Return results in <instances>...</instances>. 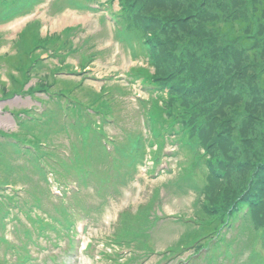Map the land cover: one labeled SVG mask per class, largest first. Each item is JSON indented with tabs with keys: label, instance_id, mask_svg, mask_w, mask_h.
<instances>
[{
	"label": "rangeland",
	"instance_id": "rangeland-1",
	"mask_svg": "<svg viewBox=\"0 0 264 264\" xmlns=\"http://www.w3.org/2000/svg\"><path fill=\"white\" fill-rule=\"evenodd\" d=\"M53 1L44 0L32 7L26 14L0 23V99H2L0 100V117L8 116L3 111L4 109L10 110L20 106H29L33 103L29 97L24 100L6 99L7 96L12 97L17 93H23L20 87L11 86L9 75L13 72L14 64L17 63V51L14 44L15 34L33 19H38L40 22L30 34L32 39L33 37L43 39L47 36L58 39L61 37L64 27L73 26L74 33L70 41L74 40L78 44L85 39L89 40L83 48L82 54L69 56L63 54V57L77 70L82 69L80 67L81 60H86V69L92 76L91 79H86L85 85L76 92L80 98L85 99L83 104L90 112L88 117L85 115L79 117L74 114L75 128L72 135L75 142L80 138L96 140L101 138L100 131H96L91 126L86 129L84 124L86 121L91 123L95 113L102 119L106 117L105 111L101 109V104L109 97L108 88L114 89L111 99L115 105L114 114L117 117L113 118L117 122L116 125L107 127L109 133L113 135L109 137L110 143L114 147H118V144L124 145L122 151L129 153L133 143L138 140L141 134L145 142H153L158 138L157 128L153 125L149 114L146 115L141 125L138 116V104L132 96L135 85L125 75L126 71L135 65L137 69L143 72L157 75L173 71L178 72L179 70L176 68L180 65L186 67V65L200 63L202 76L208 81L205 83L206 87L214 90L208 97L216 104L215 108L218 113L220 115L224 113L230 118L235 110L245 105L250 108L248 114H251V117H244L250 121L251 127H242L244 123L242 117L240 121L236 122V124L238 123L237 133L244 138L242 143L247 146L249 157V161L244 167L245 174L231 171L223 180H214L205 171L206 176L199 175L200 181L203 183V191L196 193L189 189L180 191L176 183L171 182L182 173L184 165L193 162L192 159H187L185 156L191 152L180 150L178 156L170 158L171 172L169 170L166 172V169H163L159 172L160 176L156 173L154 176L146 177V168L140 164L135 177L124 185L121 205L108 211L106 222L104 221L99 226H89L88 235L95 238L109 234L111 231L110 218L114 217L117 210L127 205L135 209L139 203L145 202L149 192H152V185L153 188H160L164 196L161 200L164 211L196 217H201L200 214L204 212L201 206L202 198L211 196L215 199V195L219 194L222 187L232 188L233 194V189L238 193L242 192L241 189L246 187V184L252 179L251 176L257 164L255 163L257 159L254 160L251 156L259 153L258 158L264 160V142H262L264 137V0H150V3L153 4L151 10L155 11V14L150 13L154 19V26L161 30L164 29L165 24L160 21L166 18L169 24H166L165 27L174 29L169 31V34L166 33V44L160 50L162 61L159 66L153 65L150 59H147L145 56L147 53L139 39L136 38L137 46L133 48L136 51L139 49L141 52L140 54L136 53L137 57L130 45L126 44L127 41L125 44H121L114 37L113 23L105 22L102 12L76 10L61 5L60 2L53 3ZM52 3L55 4V8H53ZM197 42L199 43L198 46L195 45ZM53 64L49 65L45 60H39L36 70L31 73V83L38 82L48 85L56 80L59 86L55 89L67 90L73 85L72 83L81 79L80 76L76 75H64L67 77L57 78L58 76L53 74L50 77L49 69L53 73L57 59L53 61ZM109 74L114 75V78L104 81L105 76ZM181 74L183 75L184 72ZM104 89L105 92L101 94L100 91ZM222 95H226V97L223 99ZM57 99L59 98L53 94L52 96H36L37 101L42 102L46 108L53 110V113L46 114L47 117L61 116L68 109V103L64 102L60 105L56 102ZM7 118L9 120V117ZM232 123L231 121L230 124ZM11 124L0 123V128L19 130L12 123V120ZM43 125L36 124L31 128L38 131L43 129ZM144 125L146 129H144ZM48 126L51 127L49 124ZM14 138L20 141L17 134L14 135ZM50 139L56 143L64 142L62 135L51 136ZM17 149L24 153L23 149ZM174 149L176 150L177 147H167L166 152H173ZM5 152L3 157L6 158L7 166L3 162L0 164L1 180H14L15 185L24 184L28 187L31 176H28L26 172L19 171L21 161L12 158L13 156L6 149ZM153 156L156 159V155ZM11 167L14 168L13 171ZM48 204L53 206L50 200ZM121 225L122 228L116 227L114 229V234L119 236L121 229H125V237L131 239L133 237L131 225L122 222ZM246 226V232L241 237L240 246L243 245L244 247L245 242H247L249 248L244 249L240 264H264V236L261 234V217L259 214L256 213ZM185 229L186 227H182L178 223L166 221L151 232L147 245H143V248L147 251H152L154 247L161 249L166 244L174 242L179 233ZM17 234L8 226L7 237L9 239H13ZM86 237L85 235V239ZM40 243L43 245V249L33 248L32 251L38 257L37 262L39 263L43 259L52 258L50 257L52 255H62L63 249L66 247L65 240L60 241L59 246L52 245L47 239H41ZM255 246L260 251L257 261L248 257L251 247ZM126 247L131 249L133 254L138 253L137 247L129 243H126ZM65 255L67 254H63L60 259L63 260ZM193 255L192 262L197 261L200 252L194 251ZM132 259L134 264L139 261L136 256ZM127 260L129 258H126L124 263H128ZM155 260L156 257L153 256L146 264ZM74 261L73 257L68 256L70 264ZM84 261L80 264L90 262V260H87V263ZM186 261L188 262V260ZM108 264H119V262Z\"/></svg>",
	"mask_w": 264,
	"mask_h": 264
},
{
	"label": "trees",
	"instance_id": "trees-1",
	"mask_svg": "<svg viewBox=\"0 0 264 264\" xmlns=\"http://www.w3.org/2000/svg\"><path fill=\"white\" fill-rule=\"evenodd\" d=\"M121 2L125 7L133 6L134 8L141 9V14L135 16L140 19L135 23V31L143 36L153 35L158 39L160 38L158 47L161 50V47L166 44V33L169 34V31L174 30L170 27H165L167 26L166 24H169V21L166 18L160 21L165 24L164 29L162 30L154 26V19L151 17V14H155V11L151 10V6L153 4L150 3V0H121ZM67 42L68 41L66 38L64 39L63 37L51 39L52 45H57L58 43L66 44ZM186 67L187 72L189 73L188 77L174 76L177 73L174 71L166 74L169 77L174 76V78L177 80L176 82H179L185 88L186 95H195L192 97L194 99L192 105L195 108L200 107V114H203V117L200 116L199 118L208 124V128L204 127L205 129L203 130L202 134L210 138L213 136L212 142L215 146V152L218 154V156L225 159L224 164L228 166L229 171H237L245 174L244 167L247 165L246 162L249 161V157L247 155V146H244L242 143L244 138H242L241 135L237 133L238 123L236 124V122L240 121L242 117L244 120L242 127H251L250 121L244 118L246 116L251 117V114H248L250 108L243 105L235 110V113L231 115L230 118L224 113L220 115L215 108L216 104L208 97L214 90L206 87V80L203 79L200 65L193 63L191 65H186ZM176 69H181V65ZM222 96L223 99L226 97L225 95ZM219 97L222 98L221 95H219ZM231 121L233 122L232 124H230ZM252 130L255 129L252 128ZM262 142H264V137L262 138ZM259 156V153L251 156L252 159H257L255 161L257 164L253 170L251 181H261L264 183V160L263 158H258ZM210 200L217 210V218H222L226 214L227 209H230L238 202L237 199H234L233 194L228 190L227 186L222 187L219 194L215 195V199L211 198L210 196ZM57 211L63 217L67 216V211L63 206H58ZM201 215L203 218L205 217V214Z\"/></svg>",
	"mask_w": 264,
	"mask_h": 264
},
{
	"label": "bare ground",
	"instance_id": "bare-ground-1",
	"mask_svg": "<svg viewBox=\"0 0 264 264\" xmlns=\"http://www.w3.org/2000/svg\"><path fill=\"white\" fill-rule=\"evenodd\" d=\"M0 123L7 125V124H11V121H10V119L8 120L7 117L2 116V117H0Z\"/></svg>",
	"mask_w": 264,
	"mask_h": 264
}]
</instances>
